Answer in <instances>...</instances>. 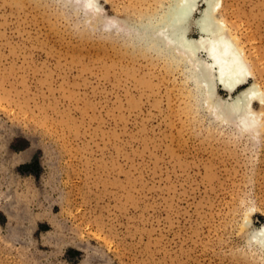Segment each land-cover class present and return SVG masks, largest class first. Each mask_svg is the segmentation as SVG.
Listing matches in <instances>:
<instances>
[{"label":"rangeland","instance_id":"1","mask_svg":"<svg viewBox=\"0 0 264 264\" xmlns=\"http://www.w3.org/2000/svg\"><path fill=\"white\" fill-rule=\"evenodd\" d=\"M82 8L0 0V264H264V103L254 133L216 120L181 66ZM218 15L264 90V0Z\"/></svg>","mask_w":264,"mask_h":264},{"label":"bare ground","instance_id":"2","mask_svg":"<svg viewBox=\"0 0 264 264\" xmlns=\"http://www.w3.org/2000/svg\"><path fill=\"white\" fill-rule=\"evenodd\" d=\"M72 1L80 2L87 15L105 19L104 26H121L134 49L153 53L169 67L181 66L196 104L216 120L231 122L240 132L254 133L260 123L262 127L253 102L264 103V90L252 78L237 37L218 15L221 0H166L155 11L106 18L99 13L98 0ZM218 87L227 95H220ZM248 240L264 249V223L248 234Z\"/></svg>","mask_w":264,"mask_h":264}]
</instances>
